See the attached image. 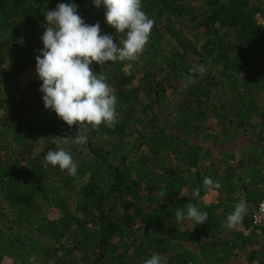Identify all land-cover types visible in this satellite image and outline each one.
<instances>
[{"label":"trees","instance_id":"obj_1","mask_svg":"<svg viewBox=\"0 0 264 264\" xmlns=\"http://www.w3.org/2000/svg\"><path fill=\"white\" fill-rule=\"evenodd\" d=\"M60 3L119 43L93 0H0V264H144L154 254L264 264V224L253 221L264 201V0H141L155 21L149 41L137 60L103 66L116 123L88 126L84 145L78 125L45 108L39 75L7 85L37 72L44 15ZM196 65L206 72L186 86ZM51 137H68L59 148L75 176L44 166ZM206 176L222 187L206 190ZM211 190L218 199L207 203ZM241 199L247 212L230 230ZM188 202L209 213L205 223L176 224Z\"/></svg>","mask_w":264,"mask_h":264},{"label":"clouds","instance_id":"obj_2","mask_svg":"<svg viewBox=\"0 0 264 264\" xmlns=\"http://www.w3.org/2000/svg\"><path fill=\"white\" fill-rule=\"evenodd\" d=\"M94 6L106 9L105 20L119 35V43H114L112 35H101L99 22L88 25L77 14L78 5L75 3H60L54 10H47L44 17L45 31L41 37L43 49L36 56V71L42 80L40 91L46 109H52L57 116L71 127L78 125L79 130L74 137V143H87L85 134L87 127L93 129L101 124L114 128L116 123V96L106 82L103 72L106 62L117 60L123 62L135 61L143 53L149 41L155 21L142 11L141 0H93ZM121 34H124L122 37ZM122 45V46H121ZM93 62L102 67L100 73H94L90 67ZM206 68L203 65L193 66L185 77V84L195 82L197 76H203ZM67 138L51 137V143L57 150H48L43 157L47 167L59 166L67 170L70 176H75L78 165L72 156L63 148ZM203 187L220 189L219 182L209 177L203 178ZM200 188L193 190V196L198 197ZM164 197L163 191L157 193ZM181 196H184L180 192ZM163 201V200H161ZM187 214L182 210L175 213L176 224L182 221H194L198 225L205 223L209 213L201 212L191 202L186 204ZM264 212V202L260 205ZM247 205L243 199L228 214L225 226L235 229L243 221ZM144 264H167V258L154 254Z\"/></svg>","mask_w":264,"mask_h":264},{"label":"rangeland","instance_id":"obj_3","mask_svg":"<svg viewBox=\"0 0 264 264\" xmlns=\"http://www.w3.org/2000/svg\"><path fill=\"white\" fill-rule=\"evenodd\" d=\"M38 76L37 72H31L26 74L24 77L23 76H15L10 80V82L7 84L8 87L15 88L17 85L19 88H24L27 86L29 81L33 80ZM218 199V193L215 190H211L206 196H205V201L208 202H216ZM239 230H242V227H238ZM244 260H240L239 263L237 264H242ZM3 264H10L9 260H6ZM233 264V263H232Z\"/></svg>","mask_w":264,"mask_h":264},{"label":"built area","instance_id":"obj_4","mask_svg":"<svg viewBox=\"0 0 264 264\" xmlns=\"http://www.w3.org/2000/svg\"><path fill=\"white\" fill-rule=\"evenodd\" d=\"M262 202H264V201H262ZM262 202H261V203H262ZM261 203H260V205H261ZM260 205H259V207L256 209V211H255V213H254V215H253V221H254V223H255L256 225L264 224V212H262V211L260 210Z\"/></svg>","mask_w":264,"mask_h":264}]
</instances>
